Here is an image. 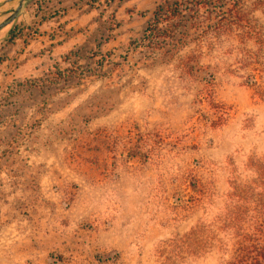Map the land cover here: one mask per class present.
I'll list each match as a JSON object with an SVG mask.
<instances>
[{"label": "rangeland", "instance_id": "obj_1", "mask_svg": "<svg viewBox=\"0 0 264 264\" xmlns=\"http://www.w3.org/2000/svg\"><path fill=\"white\" fill-rule=\"evenodd\" d=\"M95 2L119 27L105 43L96 28L72 66L58 60L64 79L0 66V264H225L217 242L196 253L186 235L218 223L232 182L264 155V70L243 61L258 46L222 35L183 67L193 42L171 57L130 44L159 0ZM61 10L0 0V57L6 29L27 42Z\"/></svg>", "mask_w": 264, "mask_h": 264}, {"label": "trees", "instance_id": "obj_2", "mask_svg": "<svg viewBox=\"0 0 264 264\" xmlns=\"http://www.w3.org/2000/svg\"><path fill=\"white\" fill-rule=\"evenodd\" d=\"M227 3L226 0H159L143 27L141 37L131 40L130 44L150 48L160 46L171 57L193 42L194 48L184 55L180 65L191 67L194 64L199 68L196 58L201 55L202 49L213 45L222 35H232L242 45L252 41L258 46L260 55L254 57L250 53H243V61L246 64L260 62L259 68L263 71L264 44L261 42L260 28H257L252 18V9H247L241 0H230ZM252 6L253 9L264 11V0H254ZM97 22L102 43L108 41L119 26L111 16L103 20L101 14ZM16 37L13 28L8 32L6 43H13ZM195 52L196 58L193 56ZM72 56L75 57L73 60ZM78 58L76 51H69L62 56V61H69L72 66ZM3 60L0 57V62ZM103 62L102 56L97 61L98 66H102ZM53 68L52 74L56 80L64 79L69 70H59L56 63ZM220 112V116H226L224 109ZM132 140L128 141L127 152H131L130 157H135L141 149L138 142ZM250 166L254 168V177L243 182H232L226 194L224 214L218 218V223L215 221L216 225L204 231L196 226L186 235L193 243V252L211 248L217 242V249L228 255L225 264H264V155L253 160ZM218 232L223 233L225 240L217 239Z\"/></svg>", "mask_w": 264, "mask_h": 264}, {"label": "crops", "instance_id": "obj_3", "mask_svg": "<svg viewBox=\"0 0 264 264\" xmlns=\"http://www.w3.org/2000/svg\"><path fill=\"white\" fill-rule=\"evenodd\" d=\"M49 3L55 8H61L62 15L41 18L38 26H45V28L30 37L27 42L23 43L18 36L13 43L5 41L8 49L6 47V53L3 57L1 56L4 60L0 62V66L16 58L19 61L18 69L23 70L22 76L44 74L58 60L62 61L64 54L74 51L78 45L88 40L96 28L98 31L97 18L101 13L99 14V9L95 7L96 2L49 0ZM56 28L60 29L58 33L54 32ZM10 30L5 31L7 37Z\"/></svg>", "mask_w": 264, "mask_h": 264}]
</instances>
